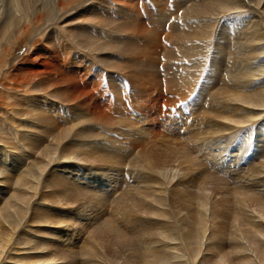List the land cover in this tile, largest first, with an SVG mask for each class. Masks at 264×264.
<instances>
[{"label": "bare ground", "instance_id": "1", "mask_svg": "<svg viewBox=\"0 0 264 264\" xmlns=\"http://www.w3.org/2000/svg\"><path fill=\"white\" fill-rule=\"evenodd\" d=\"M166 1L174 8L149 16L148 28L137 0H0V264H264L260 167L239 179L229 205L220 195L227 191L223 176L205 172L191 181L187 168L137 163L150 179L128 185L129 209L119 204L117 211L123 224L86 217L90 198L101 195L88 163L116 173L128 155L100 134L102 125L112 130L108 107L126 94L120 72L155 66L150 52L146 63L133 55L139 43L158 45L159 28L175 40L167 45L171 58L192 59L180 60L187 67L181 79L195 82L206 65L200 92L218 79L207 110L215 128L229 134L242 127L248 145L250 123L263 116L264 144V0ZM222 19L229 27H219ZM216 64L227 67L225 80ZM242 152L234 154L237 162ZM193 156L181 152L188 167L196 165ZM72 223L88 233L77 251L59 238Z\"/></svg>", "mask_w": 264, "mask_h": 264}, {"label": "rangeland", "instance_id": "2", "mask_svg": "<svg viewBox=\"0 0 264 264\" xmlns=\"http://www.w3.org/2000/svg\"><path fill=\"white\" fill-rule=\"evenodd\" d=\"M134 1L136 2V0ZM136 5V10H138L141 18L146 21V27L148 28L149 24L147 20L149 16L152 17L156 14L161 15L163 11H168L169 7L172 9L174 8V6H170L166 0L161 6H157L158 4L153 0H137ZM157 9L160 12L159 14ZM224 19L226 20V17H224ZM225 20L222 19L220 21L221 23L218 24L219 27H229V21ZM222 22L224 23L223 25ZM236 25L239 26L238 24ZM151 28L152 24L150 21V29ZM157 31L159 33L158 45L153 50L150 49V51L147 50L146 46L144 48L142 43H139L137 40L139 49H136L139 51L136 50V53L138 52L137 55H133L134 57L136 56L135 58L139 61L146 63L149 58L148 53L150 52L151 64L155 66L151 68L148 66H144L143 68L132 66L131 70H128V68L125 69L128 70V74L125 70L120 72V77L122 76V80L120 81L121 88L122 90L125 89L126 94H119L118 101L113 102L111 108L108 107V112L106 113L108 118L105 120L109 122L108 124L111 125L112 130L107 129V126L105 127L106 129H104L103 127L105 125L100 127L101 133H99L105 134V137L116 139L115 142L118 145V141L121 142L123 147L119 145V152H126L128 155L125 154L126 158L121 165L117 166L118 171L116 173L109 168L103 167V165L100 166L98 162L88 163V166L90 165V170H88L90 181H92V183L95 182L92 185L99 183L100 186H98V188L101 189V191H99V194H101L100 197H98V199L90 198L89 201L86 217L90 224H94L108 217L114 218L115 221H117L118 218L120 220L122 216L117 213V211H120L118 207L119 204L123 205V210L128 211V197H131V195L124 194L125 190L129 189L128 185L144 183L145 179H150V174L145 177V173L139 166L137 167V163L147 167L150 166V163L153 164L154 167H163L165 166L164 164L169 166L178 165L181 168H187L190 174L192 173L190 177L191 181L205 178V172L215 173V175L219 177L223 176L228 179H225L227 191L225 190L226 192H223L224 195L223 193L220 195L229 200V205L234 201L233 188L238 185L239 179L242 178L244 173L254 171L258 169V167L264 169V167L260 166L264 161V144L258 141V137L262 135V132L259 130L260 123L258 122L263 116L258 117V120L255 119L251 123H245V125L249 123L252 124V133L255 137L251 136L250 139H252V142L248 144L249 146L242 143L245 141L243 138L241 140L242 127L240 129L237 127L234 128L229 134V130L222 132L216 129L213 121L215 118L210 117L209 112L212 111L210 109V103H212L210 102V97L215 92V88L219 86L217 85L219 81L218 79H212L210 84L212 88L207 91L200 92L199 89L201 88L200 86L206 82V73L209 72L210 65L205 66L198 80L192 83H186L184 79L179 77L180 73H178L180 71L184 72V70L186 71L187 69V67L180 64V60L185 57L182 55L176 58L173 55L172 59V55L168 54L167 48L169 49L175 40L168 39L164 27L162 29H157ZM167 45L170 46L168 47ZM27 48L28 45L24 47V50ZM212 50L211 48L206 53V57L209 61H211L213 57L214 50ZM174 57L176 59H174ZM186 58L189 63L192 62L190 57ZM215 68L219 69L222 79L225 80L227 67L216 64ZM203 78H205L204 81ZM146 102L149 103V105ZM100 103L102 105L105 104L102 101ZM209 109L210 111H207ZM208 146L213 150L210 148L208 149ZM258 146L260 147L257 148ZM187 148L190 149L194 155L193 157L196 158V165L188 167L189 165L187 163L182 162L184 159L181 157V152ZM242 150L245 159L241 162H237L234 156L237 154L236 152H241ZM127 151L130 152L128 153ZM103 164L105 165L107 163ZM99 167L102 168L100 169ZM146 171L148 172L149 170L146 168ZM190 185H192V183H190ZM194 189L195 188H193V190ZM230 191L232 192L231 194ZM115 200L118 201L115 202ZM68 208H70V206ZM130 215L132 216L133 213H130ZM139 216L142 218L144 217L143 215ZM119 220L117 222L123 224L124 220ZM72 224L73 225L69 227L68 230L63 231V233L59 235V238L63 241L66 237L67 241H64L65 247H70L72 250L77 251L81 244L86 243L88 233L84 231V228L77 229L78 227H76V224ZM92 226L89 228L90 230ZM74 231H77V233ZM62 235H64L63 238ZM66 243L69 244V246H67ZM126 253L124 255H126ZM119 261L121 262L122 260L119 259L118 262Z\"/></svg>", "mask_w": 264, "mask_h": 264}]
</instances>
